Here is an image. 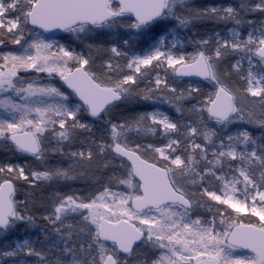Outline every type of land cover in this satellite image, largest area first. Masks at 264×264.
Segmentation results:
<instances>
[{
	"label": "snow or ice",
	"instance_id": "1",
	"mask_svg": "<svg viewBox=\"0 0 264 264\" xmlns=\"http://www.w3.org/2000/svg\"><path fill=\"white\" fill-rule=\"evenodd\" d=\"M0 152V264H264V0H0Z\"/></svg>",
	"mask_w": 264,
	"mask_h": 264
},
{
	"label": "trees",
	"instance_id": "2",
	"mask_svg": "<svg viewBox=\"0 0 264 264\" xmlns=\"http://www.w3.org/2000/svg\"><path fill=\"white\" fill-rule=\"evenodd\" d=\"M239 2V0H194V3L197 6H207L209 4H237ZM213 27V25H211L210 23H205V24H200L196 26V29H194V31H198L200 35H205L206 32L208 30H210ZM222 27V26H221ZM183 35H189V33H183ZM5 154L3 152H0V159L3 158ZM83 182L82 181H76L74 182V187H79ZM21 198H23V192L21 193ZM40 197L39 195L36 196V199L38 200ZM34 214L39 217L41 215V213L39 211L34 212ZM42 223L38 220V225ZM19 229L24 230L25 227L24 226H20ZM29 229H33L34 233L38 234V235H42V233L40 232L39 227H35V228H29Z\"/></svg>",
	"mask_w": 264,
	"mask_h": 264
},
{
	"label": "rangeland",
	"instance_id": "3",
	"mask_svg": "<svg viewBox=\"0 0 264 264\" xmlns=\"http://www.w3.org/2000/svg\"><path fill=\"white\" fill-rule=\"evenodd\" d=\"M62 36H65V38H67V34H63ZM166 107V106H163ZM254 131L255 134H259L258 130L252 129ZM20 227V226H19ZM19 227L17 228V230L11 234H9L7 237H0V246H3V244L5 242L7 243H11L13 240L16 239H24V238H31L33 240H36L38 238H43L42 235H38L36 233H34L33 229H28L27 231L25 230H21L19 229Z\"/></svg>",
	"mask_w": 264,
	"mask_h": 264
}]
</instances>
